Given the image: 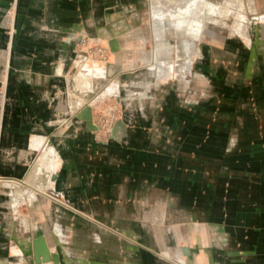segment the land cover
Masks as SVG:
<instances>
[{"label": "crops", "instance_id": "1", "mask_svg": "<svg viewBox=\"0 0 264 264\" xmlns=\"http://www.w3.org/2000/svg\"><path fill=\"white\" fill-rule=\"evenodd\" d=\"M11 1L0 0V47ZM16 1L0 177L56 197L42 192L21 220H0V264H37V237L60 264H264V59L250 38L246 58L240 47L216 53L208 76L197 63L196 95L185 78L164 88L158 78L123 82L114 99L124 129L96 140L81 115L100 87L89 69L73 70V44L82 34L115 37L114 66L132 51L123 36L143 51L136 21L150 0ZM165 1L174 13L190 5Z\"/></svg>", "mask_w": 264, "mask_h": 264}, {"label": "rangeland", "instance_id": "2", "mask_svg": "<svg viewBox=\"0 0 264 264\" xmlns=\"http://www.w3.org/2000/svg\"><path fill=\"white\" fill-rule=\"evenodd\" d=\"M188 2L189 7L175 13L172 6L163 0L153 2L150 0L151 5L143 2L142 7H139L142 18L136 21L138 28L145 32L143 51H137L140 42L135 41L133 36H123L124 40H130L132 51L123 52L122 59L116 66L115 52L111 51L108 39L88 34L79 35L76 39L73 44L76 59L73 70L89 69L100 87V94L92 91L93 95L84 99L85 104L92 109L91 114L93 111L91 125L96 127L94 130L96 140H108L112 135L111 127L121 117L122 108L114 99V94L123 88V82L158 78L160 82L162 81L159 86L164 88L168 77L174 78L176 83H181L185 78L188 79L186 83L191 95H196L200 80L195 73L203 70L197 65L199 61L208 65L206 68L208 76L213 72L210 63L218 59L215 57L216 53L220 55L223 50L240 47L237 50L238 54L241 58H246L248 50L245 46L249 38L255 52V60L264 59V0H188ZM12 6L16 19V0L8 3L1 17L2 31L5 35V42L0 47V59H4V63L0 64V91L4 88L3 102L14 36L10 46V36L2 24V18L5 13L10 12ZM184 10H189L190 14L184 13ZM15 19L11 17L9 19L11 32L13 25L15 26ZM132 24L134 25V22ZM185 45L188 46V51L183 50ZM183 61L190 62V66L185 68L186 73L182 75ZM171 62H174L173 69L168 67ZM130 89L135 91L138 88L132 84ZM94 99L97 100L92 107ZM10 182L9 177H0V220L2 218L9 220L11 214L21 220L27 212L28 198L34 197V201H37L42 192L56 197L49 188L32 186L34 188L23 190L22 186ZM17 182L19 185L24 183L19 180ZM11 203L16 205L18 209L16 213H10Z\"/></svg>", "mask_w": 264, "mask_h": 264}, {"label": "water", "instance_id": "3", "mask_svg": "<svg viewBox=\"0 0 264 264\" xmlns=\"http://www.w3.org/2000/svg\"><path fill=\"white\" fill-rule=\"evenodd\" d=\"M108 44L109 47L111 49V51L116 52L119 47H118V41L116 40L115 37H111L108 39ZM93 93L89 92L87 95H85V98H89L90 96H92ZM85 120H91L92 118V114H91V108L88 104L84 105L83 109H82V115H81ZM123 124V121L121 119H118L113 128H112V136H114L115 138H117L115 136V132L114 130L116 129V127H121V125ZM35 243H36V247L34 250V258L36 262H52L53 264H60L59 262V258H58V254L57 253H52L49 251L48 247L45 245L44 240L42 237H37L35 239Z\"/></svg>", "mask_w": 264, "mask_h": 264}, {"label": "built area", "instance_id": "4", "mask_svg": "<svg viewBox=\"0 0 264 264\" xmlns=\"http://www.w3.org/2000/svg\"><path fill=\"white\" fill-rule=\"evenodd\" d=\"M10 17L11 18H13V19H15V14H14V7L12 6L11 8H10V12H7V13H5L4 15H3V18H2V24H3V26L8 30V34H9V36H10V46H11V41H12V38H13V36H14V34H15V26L13 25V31L11 32L10 30H11V25H10ZM1 61H0V64L1 63H4V59H0ZM7 63H8V61L7 60H5ZM0 69H1V66H0ZM8 72V71H7ZM8 74V73H7Z\"/></svg>", "mask_w": 264, "mask_h": 264}, {"label": "bare ground", "instance_id": "5", "mask_svg": "<svg viewBox=\"0 0 264 264\" xmlns=\"http://www.w3.org/2000/svg\"><path fill=\"white\" fill-rule=\"evenodd\" d=\"M165 3H166V1H165ZM256 18V17H255ZM248 39V38H247ZM121 119V118H120ZM122 120V119H121ZM87 122H89L90 124H92L93 122H91V120H86ZM123 121V120H122ZM124 126H125V124H124V122H123V124L121 125V129L123 130L124 129ZM114 132H115V135H117V133H116V131L114 130ZM37 263H39V262H37ZM48 263H50V262H46V261H43V263L42 264H48Z\"/></svg>", "mask_w": 264, "mask_h": 264}]
</instances>
